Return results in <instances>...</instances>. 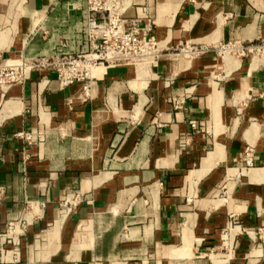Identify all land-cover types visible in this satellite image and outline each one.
<instances>
[{
  "label": "crops",
  "instance_id": "1",
  "mask_svg": "<svg viewBox=\"0 0 264 264\" xmlns=\"http://www.w3.org/2000/svg\"><path fill=\"white\" fill-rule=\"evenodd\" d=\"M122 17L151 26L156 65L96 66L88 95L51 73L0 89V264H264V52L220 53L264 44V0ZM85 19V0H0V55L85 52ZM68 190L84 202L60 219Z\"/></svg>",
  "mask_w": 264,
  "mask_h": 264
},
{
  "label": "built area",
  "instance_id": "2",
  "mask_svg": "<svg viewBox=\"0 0 264 264\" xmlns=\"http://www.w3.org/2000/svg\"><path fill=\"white\" fill-rule=\"evenodd\" d=\"M86 19L84 32L87 41L85 52L66 50L63 45L53 48L47 54L31 57L3 58L0 55V89L7 91L13 86L22 85L30 79L32 73H51L56 77L60 88L76 82L83 83L84 95L89 92V73L99 65H150L158 63L164 47L151 34V26L139 28L136 21L127 22L122 17L128 0H85ZM207 49L185 47L183 53L199 55ZM264 52V44L241 47L227 44L220 53ZM194 128V125H191ZM28 140L26 133L16 135ZM249 166V163H247ZM84 202L77 191L68 190L59 200V218L65 219ZM22 217L8 224L7 235L17 237L25 230Z\"/></svg>",
  "mask_w": 264,
  "mask_h": 264
}]
</instances>
